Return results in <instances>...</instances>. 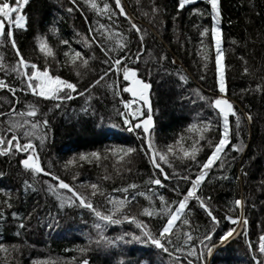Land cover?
Returning <instances> with one entry per match:
<instances>
[{
  "label": "trees",
  "instance_id": "16d2710c",
  "mask_svg": "<svg viewBox=\"0 0 264 264\" xmlns=\"http://www.w3.org/2000/svg\"><path fill=\"white\" fill-rule=\"evenodd\" d=\"M121 5L130 19L121 17L113 0H29L23 7L26 27L13 28L20 55L36 71L74 83L78 91L88 89L84 96L72 93L71 100L46 99L28 90L23 73L12 71L16 52L7 35L0 37V81L5 84L0 88V113H5L0 136L6 137L0 146V264H264L259 250L264 243V0L219 2L224 95L239 123L230 115L231 143L222 154L223 166L216 161L206 170L161 239L168 252L145 232L160 238L213 150L208 141L215 146L221 137V117L212 106L219 93L211 31L217 22L206 0L183 10L178 0H121ZM203 29L209 30L207 36L201 35ZM124 56L114 67L111 61ZM125 67L139 69L138 78L152 85L157 123L150 145L168 179L154 167L142 130L127 132L121 121L122 102L129 99L123 92L129 84L123 80ZM29 105L37 109L34 116L17 115ZM13 122L23 127L11 131ZM31 122L40 127L31 129ZM27 131L34 135L24 137ZM13 135L21 145L34 144V159L49 177L24 168L29 153L16 151V141L2 151ZM53 175L92 208L59 189ZM156 179L161 185L152 183ZM236 200L242 205L237 207ZM96 212L120 223L102 221ZM230 230L233 236L223 240ZM208 234L212 239L201 243ZM193 247L199 259L188 255Z\"/></svg>",
  "mask_w": 264,
  "mask_h": 264
},
{
  "label": "snow or ice",
  "instance_id": "6c2138e0",
  "mask_svg": "<svg viewBox=\"0 0 264 264\" xmlns=\"http://www.w3.org/2000/svg\"><path fill=\"white\" fill-rule=\"evenodd\" d=\"M75 2V0H74ZM206 2L211 6V13L213 14V19L217 21V25L212 28L213 32V38H214V45H215V51H216V57H215V63H216V68L217 72L219 74V91L221 94H224L226 92L225 89V78H224V65H223V60H224V55H223V49H222V32L221 29L218 26V21L220 18V9H219V2L220 0H206ZM29 3V0H15V4L11 3L10 0H0V37H4L7 35V43H10L13 50L16 52V55L18 57V61L15 67L12 68L13 72L17 73H23V76L26 78L25 83H26V88L28 90H31V92L34 95H38L40 97H44L46 99H53L57 101H67L73 99L72 93H76L79 96H84L88 89H85L83 91H78L77 86L74 83H70L68 81L62 80L59 77L53 78L48 74L47 71L40 72L39 70L29 73L25 71L29 67L28 62L24 60V58L20 55V51L16 46V40L14 37L13 33V28H25L26 27V17L25 15L22 14L23 7L26 6ZM116 8L119 10V13L123 16H125L126 19H130L127 15V13L124 11V7L121 5V0H114ZM197 3V0H178V7L180 10H183L186 5H192ZM95 7V5H93ZM105 8H107V5H105ZM193 11L197 12L198 14H203L200 12L199 9H194ZM15 14V15H14ZM7 25L8 27V32L5 34V26ZM103 27V26H101ZM131 27L136 30L137 33L140 32V29L137 27L136 24H131ZM208 29H203L201 35L202 36H207L208 35ZM141 41L143 40V37H140ZM67 43V42H65ZM123 45H121L122 47ZM79 55V53H77ZM127 57H120L118 59H115L114 61H111L113 66H118L121 64L122 60L126 59ZM139 55H137L136 60H139ZM86 64L87 61H84ZM106 63H109V61H106ZM31 68L35 69L36 65L32 64L30 65ZM111 70V69H109ZM138 71L139 69L133 70L129 67H125L123 69V80L128 81L130 83L129 85H125L123 88V92L130 93L131 96L133 97L132 100L125 102L124 107L131 108L134 103L137 102H142L141 104H138V106L133 110L131 114L128 113H122L124 116L123 123L128 125V131H133L137 128H142V131L144 133L149 132V126L152 124V117L151 115H148L145 119L140 120L139 117L140 115H143V108L146 106L147 111L150 113L151 112V103H150V97H149V91L152 87L150 82H145L141 79H138ZM247 71V69H245ZM105 73L104 75H101L100 79L97 80L91 87H95L97 84L100 83L101 80H104ZM35 81V83H33ZM5 87V84L3 81H0V88ZM111 87V85H109ZM10 91L15 94L16 89L15 88H10ZM63 92L64 95H60V93ZM215 109H217L216 115L221 117V137L218 140V142L213 146L212 141H208V146L212 148V152L210 153L209 157L202 163L200 164L201 172L200 175L192 181V187L191 189L187 192V195L184 197L182 201L178 203L177 211L173 214L170 215L167 223L165 226L162 228L161 233H160V238H154L151 236L150 233L145 232V235L149 237L150 240H152V243H154L157 247L162 248L165 252H168V248L165 247L161 243V239L164 238L165 234L169 233V231L173 227V223L179 219L180 215L182 214L183 210L186 207L187 201L189 197H192L194 193L196 192L197 188L196 186L199 185L202 180L205 178L206 175V170L212 168L216 161L221 162V167L223 166V160L221 159L222 154H224L225 149L228 147V145L231 143L230 140V120L229 117L230 115L233 117H236L237 123H239V117L236 114V111L233 108V105L226 99L223 98H217L213 102L212 105ZM55 107L59 108L60 104L57 103ZM87 111V108L84 109ZM13 112H15V109H12ZM36 107L34 105H29L28 106V111L26 112H20L17 115L19 116H34L36 114ZM0 115H5V113H0ZM132 119H136L137 122L135 124L132 123ZM248 119L251 120L252 117L251 115L248 116ZM25 124H29V121H25ZM44 126L47 125V121L42 122ZM209 124L211 123L210 121L208 122ZM31 129H37L40 127V122H31ZM23 125L19 123H11L10 129L11 131H15L17 128H21ZM195 127V126H193ZM34 133L32 131H27L24 133V137H31L33 136ZM20 137L13 135L10 140H7V148L3 149L2 151L6 152L12 149L13 147V141H16L15 143V149L16 151H23V152H28L29 155L27 158L23 160V166L26 169H30L34 173H40L43 171L41 168V165L39 163L38 157L34 159V156H37L35 152V146L34 144L29 140L28 142L24 143L21 145L19 143ZM203 139V137H201ZM6 137L5 136H0V146L5 144ZM41 143H43V138L41 137ZM151 148V145H149ZM171 149H169L170 151ZM233 150H237L235 146H233ZM127 152H132L134 149L128 148L126 149ZM94 157L99 158L98 153H92ZM189 153L185 152V156H188ZM80 159L84 160L87 159L86 156H81ZM153 164L154 167L160 168L159 163H156V158L153 156ZM161 160H164L165 157L161 156ZM191 159L195 160V155H191ZM161 173L164 175L165 179H168V176L166 173H164L163 169L160 168ZM45 175H51L50 173L45 172ZM53 179L58 181V188L59 189H66L70 192H73V197H75L76 200L79 201V204L83 207H88L92 208L91 203H85V200L83 197L78 195L76 192L73 191V189L70 187L69 184L63 182L62 180H59V177H56L53 175ZM184 179H189V177H184ZM152 183L156 185H161V181L159 179H156L152 181ZM97 186L95 184L92 185V188L95 189ZM130 187L135 188L136 185H131ZM120 191V190H117ZM122 191L127 192L128 189L125 188ZM135 197H133L134 199ZM71 200V198H69ZM161 200H163V197H160ZM111 202V201H110ZM235 205L237 207L242 205L241 200H236ZM148 215H152V212H148V210H145ZM96 215L102 220V221H108L113 224H118L120 223V220H113L111 215H101L100 212H96ZM208 215L211 217L213 223H219L217 221L216 217L212 215L211 211H208ZM124 219H128L125 217ZM231 220L232 224H238L240 221L238 219H232ZM184 224H187L188 221L185 219L183 221ZM243 224H247V220L243 221ZM21 227L24 225L21 224ZM99 227V226H98ZM234 230H230L227 232L226 235L223 236V240H228L229 237L233 236ZM123 239V237H121ZM133 239H139V237L133 236ZM192 239L191 235L187 236V240L190 241ZM211 240L212 237L210 234L206 235L202 240L201 243L204 242V240ZM261 240H264V236L261 237ZM260 252L264 253V243H261L259 246ZM210 251V249H209ZM188 255L190 256H196L197 259L200 257L197 255L196 249L193 247L191 250L188 252ZM84 264H88L87 261H84ZM188 264H192V261H188ZM259 264V262H258Z\"/></svg>",
  "mask_w": 264,
  "mask_h": 264
},
{
  "label": "water",
  "instance_id": "95a60500",
  "mask_svg": "<svg viewBox=\"0 0 264 264\" xmlns=\"http://www.w3.org/2000/svg\"><path fill=\"white\" fill-rule=\"evenodd\" d=\"M114 1V0H113ZM117 9V8H116ZM118 10V9H117ZM125 11V10H124ZM118 12H119V10H118ZM121 15V14H120ZM121 17H123V18H125V16H123V15H121ZM138 78V77H137ZM139 79V78H138ZM129 86H130V83L128 84ZM128 94V96H129V99H133V97L131 96V94L130 93H127ZM150 95H151V89H150V91H149V97H150ZM217 98H221V97H217ZM231 104H232V102H231V100L230 99H227ZM140 103H142V102H140ZM150 103H151V100H150ZM233 105V104H232ZM233 107H234V105H233ZM145 108V110H146V116L144 117V118H142V119H140V120H143V119H145L148 115H151V117H152V124L149 126V132L148 133H144L143 131V134H144V137H145V141H146V146H147V148L149 149V151H150V154H151V160H152V163H153V159H152V157L154 156V154H153V151H152V149L149 147V145H150V137H151V133L153 132V130H154V128H155V119H154V115H153V108H152V104H151V112L149 113L148 111H147V108H146V106L144 107ZM217 110V109H216ZM137 129H141L142 130V128H137ZM22 165H23V163H22ZM42 175H44V176H50V175H45V172H40ZM56 181V180H55Z\"/></svg>",
  "mask_w": 264,
  "mask_h": 264
},
{
  "label": "rangeland",
  "instance_id": "374dc122",
  "mask_svg": "<svg viewBox=\"0 0 264 264\" xmlns=\"http://www.w3.org/2000/svg\"><path fill=\"white\" fill-rule=\"evenodd\" d=\"M10 2L13 3V4H15V0H10ZM14 15H15V14H14ZM214 22H215V24H216L217 21L214 20ZM174 63H176L177 65H179V63H178L176 60H174ZM36 69H38V67H36L35 69H33V68H31V66H29L27 69H25V71H27V72H29V73H32V72H35ZM39 71H40V72H44V70H39ZM48 74H49L50 76H52V75L50 74V72H49ZM52 77L55 78V77H57V76L54 75V76H52ZM60 79H61V78H60ZM62 80H63V79H62ZM218 81H219V74H218V72H217V83H218V90H219V82H218ZM33 83H35V81H33ZM218 92H219V93H218L217 95H215V97H216V96H218V97H222V96H223V98H226V99L228 98L226 95L221 94L220 91H218ZM61 94H64V93L61 92L60 95H61ZM37 96H38V95H37ZM39 97H40V96H39ZM43 98H44V97H43ZM216 98H217V97H216ZM145 115H146V114H145V112H144V108H143V115H140L139 119L144 118ZM153 115H154V114H153ZM154 117H155V115H154ZM154 119L156 120V118H154ZM121 121H122V123H123V120H121ZM134 121H137V120L135 119ZM156 123H157V120L155 121V124H156ZM123 126H124V128H126L127 132H129V131H128V127H129V126L126 125V124H124V123H123ZM151 134H152V133H151ZM117 233H119V231H116V234H117ZM121 233H122V232H121ZM115 243H116V242H115Z\"/></svg>",
  "mask_w": 264,
  "mask_h": 264
},
{
  "label": "built area",
  "instance_id": "2783aa9c",
  "mask_svg": "<svg viewBox=\"0 0 264 264\" xmlns=\"http://www.w3.org/2000/svg\"><path fill=\"white\" fill-rule=\"evenodd\" d=\"M228 99V98H227ZM128 101H130V99L129 100H125V101H123L122 102V113H128V114H131L132 112H133V110L138 106V104H141L140 102H137V103H134L133 105H132V107L131 108H125L124 107V103L125 102H128ZM122 120H124V116L122 115ZM133 120H135V119H132V121Z\"/></svg>",
  "mask_w": 264,
  "mask_h": 264
}]
</instances>
